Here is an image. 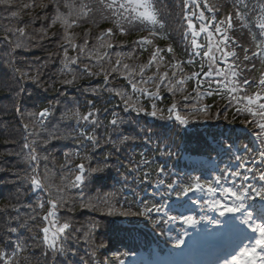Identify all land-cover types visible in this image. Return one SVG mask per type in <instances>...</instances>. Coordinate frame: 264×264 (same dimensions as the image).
Wrapping results in <instances>:
<instances>
[{"label": "trees", "instance_id": "obj_1", "mask_svg": "<svg viewBox=\"0 0 264 264\" xmlns=\"http://www.w3.org/2000/svg\"><path fill=\"white\" fill-rule=\"evenodd\" d=\"M31 2L33 1L31 0ZM10 4L18 6V0H3V5L6 9H11L10 7H8V5ZM54 4V1L48 0L47 2V0H39L38 2L33 4V12H30L28 9H21V20L19 18H10V16L3 13V8L0 5V18L5 20V26L8 23L7 27L9 26L12 28L6 31V28L2 29V27L0 26V43H2L3 39L8 44L6 49L4 48L2 50V54L0 55V100L4 97L5 94L11 93L15 96H18L20 93L18 98L20 108H27L29 111H37L39 109L42 110L46 108L45 106H43L45 104L41 103L42 100L48 101V103L50 102V100H55L58 97L64 100L65 96L69 95V92H67V90H72V86L70 85V77L66 75L62 63L64 60L65 48L69 47L71 42L82 41L84 42V48L89 47L90 45L95 43L98 36L104 33V24H99L95 28L92 27L89 30L77 29L68 32H65L63 28L59 27H56L55 29H49L48 23L45 24V21L43 19L40 20V14H44L48 11V14L50 15L49 11L54 7ZM38 23L40 25L45 24L43 28H45L48 37H28L27 43L20 41V43L18 44L17 40H19V37H21L23 33L26 32L23 28H25L26 26L35 28L37 27ZM13 37H15V39ZM113 37H115V41L113 43L117 45L120 44L121 41H123L122 34H116L115 32H113ZM101 53L102 55H104L103 52ZM173 55L174 59L169 56L168 58L164 59V64L160 63L158 66V77L161 80L160 89L162 90V93L165 94V102L169 100V96L172 93H175L171 92V85L163 84L164 80H170L172 78L171 75L168 74V71L177 74L183 72L181 71V68H183L185 70L184 72L188 73L187 77L190 78L189 76L192 75L193 71L200 72L202 68V63L198 59H195L193 57L187 60V54L184 50H177ZM106 57L109 56L107 55ZM76 58L77 55L75 59ZM111 58L118 64H120V62L122 61V56L120 55L113 56ZM144 63L145 69L148 70L149 74L153 72V59L144 61ZM104 69L106 75L103 74V77L114 76V78L118 79L119 83L122 84V81H120V79L124 77V74L121 73L119 75L118 69L114 68V65H108L107 68ZM201 82L204 89L209 88V84L204 78H202ZM175 83L177 89L187 87V85L183 82L182 77L181 79L176 80ZM46 86V89H49L48 91L45 90L46 97L37 96L42 94L39 89ZM31 92H34L36 95ZM30 93L31 96L29 97ZM180 100H185V98L181 95ZM62 102L64 101L58 103V111L60 114L64 110ZM90 102L92 103L93 101L87 99V104H89ZM25 104H28V107H25ZM87 116H89V114ZM54 129L55 127H52L48 131L53 133ZM34 135L35 130L20 118L16 119L15 127L11 126L8 131H0V154L5 155V157L2 158L3 161H0V163L5 162L6 164V166L0 173V223L4 222L7 224L9 219L7 217L11 215L14 216V219L20 218V215L23 214V212L30 215L31 218H34L35 216V209L37 208V206L19 203L18 196L16 193H14L16 177L23 169V167L20 166L21 161L18 160V155L23 152L25 144L19 142L26 139L30 140ZM68 137H72L71 134H68ZM40 139L44 140V137H41ZM55 139H57V136H52V140ZM31 150L33 153H35V155L41 152L37 150L36 147H32ZM41 150L42 152H47L43 145H41ZM54 162L57 164L56 169L54 170H57L58 162H56V159L54 160ZM66 176L67 174H65V177ZM59 183L61 182H53V185H48L47 189L56 190ZM87 203L93 205L91 202ZM14 208L17 209V211H15ZM80 224L83 226H95L93 221L81 222ZM100 234V232H93L94 239L101 240L102 236ZM34 237L35 235L32 233H23L21 237L19 236V240L16 242V245L25 244L28 247L32 248V240L34 239ZM30 248L26 249L25 253L27 255L30 254ZM28 261L29 262L23 264H37L36 262H30L29 256Z\"/></svg>", "mask_w": 264, "mask_h": 264}, {"label": "rangeland", "instance_id": "obj_2", "mask_svg": "<svg viewBox=\"0 0 264 264\" xmlns=\"http://www.w3.org/2000/svg\"><path fill=\"white\" fill-rule=\"evenodd\" d=\"M33 2H31V0H18V6H15V5H13V4H10V5H8V7H10L11 9H6L5 8V6L3 5V0L2 1H0V5L2 6V8H3V13H5V14H7L8 16H10V18H13V19H17V18H19L20 20H21V17H22V13H21V9H24V10H26V9H28L30 12H33L34 10V6H33V4H35L36 2H38L39 0H32ZM33 3V4H32ZM43 3V2H42ZM0 6V7H1ZM41 15V18H40V20L41 19H43L44 21H45V24L46 23H48V25H49V29H51V25L53 26V25H55L54 26V29L56 28V26H59L60 27V25H56V24H54L53 22H52V24L50 23V15L48 14V11L47 12H45L44 14H40ZM39 20V21H40ZM38 21V22H39ZM54 21V20H53ZM17 23V22H16ZM44 24V25H45ZM7 25H8V23L6 24V31L8 30V29H12L11 27H7ZM44 25H40L39 23H38V25H37V27H35V28H30V27H28V26H26L25 28H23L26 32H24V34H25V36L28 38H31V37H33V36H36V37H44V38H46V37H48V34H47V32H46V30H45V28H43L44 27ZM5 31V32H6ZM52 35V34H51Z\"/></svg>", "mask_w": 264, "mask_h": 264}]
</instances>
